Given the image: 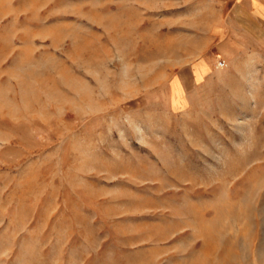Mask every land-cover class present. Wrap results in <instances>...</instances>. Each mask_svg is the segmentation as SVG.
Listing matches in <instances>:
<instances>
[{
	"label": "rangeland",
	"instance_id": "rangeland-1",
	"mask_svg": "<svg viewBox=\"0 0 264 264\" xmlns=\"http://www.w3.org/2000/svg\"><path fill=\"white\" fill-rule=\"evenodd\" d=\"M235 4L0 0V264H264V0Z\"/></svg>",
	"mask_w": 264,
	"mask_h": 264
},
{
	"label": "crops",
	"instance_id": "crops-1",
	"mask_svg": "<svg viewBox=\"0 0 264 264\" xmlns=\"http://www.w3.org/2000/svg\"><path fill=\"white\" fill-rule=\"evenodd\" d=\"M233 1L236 2L235 6H237L239 4L241 5L242 3H246V4L248 3V0H233ZM249 1H254V0H249ZM255 7L256 6H254V5L252 6L253 11H256ZM262 7H264V6H262ZM209 64H210V61L196 62L192 65H188V67H186L183 70V73H185V74H183V76L179 75L177 77L179 87L183 91V93H185V91L189 88L192 75L194 73H196L195 74V76H196L198 73H201L202 70H205V68H208L207 66H210ZM170 87H171V85H170Z\"/></svg>",
	"mask_w": 264,
	"mask_h": 264
}]
</instances>
